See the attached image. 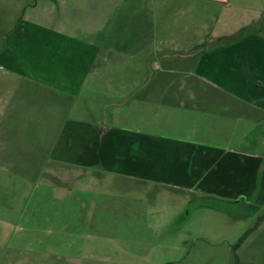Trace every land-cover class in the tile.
I'll return each mask as SVG.
<instances>
[{"label":"crops","instance_id":"1","mask_svg":"<svg viewBox=\"0 0 264 264\" xmlns=\"http://www.w3.org/2000/svg\"><path fill=\"white\" fill-rule=\"evenodd\" d=\"M229 1L44 0L42 6L36 0L23 8L21 21L8 33L16 44L13 51L22 49L23 56L9 53L4 64L32 81L30 87L52 88L57 104L70 114L61 132L45 130L52 132L48 149L26 151L34 160L19 157L16 164L42 171L40 184H52L49 170L50 179L70 185V197L78 203L72 211L68 202L58 210L54 205L66 202L67 195L40 197V204L54 210L30 211L34 221L25 220V204L18 243L2 246L0 264H139L140 259L154 264V248L146 255L134 246L140 243L144 250L151 242H139L133 230L123 237L127 228L115 224L116 217L122 218V203L148 200L132 194L140 185L160 187L174 202H187L188 194L209 199L210 206L197 208L224 219L221 231L236 225L242 231L252 220L264 205V86L243 84L239 75L243 69L258 75L264 52L254 48L261 49L258 33L233 36L264 21V0ZM187 3L216 10L211 14L216 28L188 29L181 20ZM214 41L207 52L204 45ZM30 50L35 54L28 55ZM170 50L185 69L191 64L189 69L224 75L223 80L203 93L199 83L138 80L140 69L146 75V69L167 66ZM161 52V60L151 63ZM260 74L264 77L263 70ZM218 90L237 101L219 98ZM48 162L61 167L49 168ZM121 185L127 187L125 196L116 189ZM160 197L154 195L155 201ZM222 202L232 209L219 208ZM60 215L68 220L55 232L45 219ZM43 235L55 236L46 241Z\"/></svg>","mask_w":264,"mask_h":264},{"label":"rangeland","instance_id":"2","mask_svg":"<svg viewBox=\"0 0 264 264\" xmlns=\"http://www.w3.org/2000/svg\"><path fill=\"white\" fill-rule=\"evenodd\" d=\"M30 2L34 3L36 0H0V253L3 250V245L6 247L8 243H18V235L22 233L21 228L24 226V222L19 221V215L22 213L25 204H28L25 220L30 221L32 219L34 221V218L29 216L30 211L38 209L40 212L51 213L50 210L52 212L54 210L49 208L48 203L43 202L40 204V197L53 196L55 194L57 196L67 195L65 197L66 202L54 205L58 210H61L68 202L70 204V211H72L78 203L77 198L70 197V185L67 183L64 185L57 184V182L53 181L54 177L51 176L49 170L47 177L52 184H40L39 180L42 171L29 168L30 166L25 162L16 164L19 157H24L28 162L30 161L28 159L32 158V155H27L26 151L34 152V149H36L38 154L43 147L48 149V142L50 141L48 136H51L52 132L47 134L45 130L53 132H59L60 130L61 132L64 129L63 123L70 114L61 103L57 104L55 96L58 94H55L52 88L49 86H45V88L30 87L34 85L32 81L21 78L22 76L14 73V70L10 69L7 63L4 64L3 57L5 55L8 56L9 53L15 58L20 55L23 56L22 49L13 51V47L16 44L10 42L11 39L8 33L9 31H13L17 23L21 21L23 8ZM43 2L44 0H40L42 6L45 4ZM181 3H184V1ZM231 4H233V0ZM183 12H185V17L181 20L182 22L186 21L188 23L187 28L192 31H195L194 27L196 29H200L201 27V30L204 32H210L216 28L215 25L217 24L211 18V14L215 13L216 10L210 11V9L203 5H191L187 3ZM174 14L175 11L173 10L171 12V19L176 17ZM262 21L263 19L259 23L262 32L261 30L256 32L258 33L257 36L261 38L260 41L262 43L259 44L261 49H257L256 46L254 48L264 52V21ZM247 30L248 28L243 31ZM239 34L238 32L233 37L237 40ZM167 36L172 41L170 43L171 46L172 44L175 45L173 43L175 35L172 30L167 33ZM257 41H259L258 37L254 38L252 45ZM216 43L217 41L205 44L204 49L210 52V49ZM34 54V50L28 51V55ZM160 54L154 55L151 63L154 62L156 64L157 60H161L160 57L163 56V53L161 52ZM168 55L169 63L167 66L164 65L165 67L160 69H146L148 72L146 75L144 74L145 70L140 69L138 80H149L153 83L160 81L199 83L197 85L203 87L201 93L213 89L214 86L210 84L216 85L217 81L223 80L224 75H211L205 71L201 72L196 69H189L191 64L186 66L187 69H185L182 63L177 58H174L172 50L168 51ZM259 62L264 65V58H260ZM262 70L264 71V69H260L257 75L254 70L243 69L240 72L239 79L243 84L254 82L255 86L262 87L264 86V77L261 74L259 77V73ZM197 71L201 74L202 78H199ZM217 93L219 94V98L237 101L234 95H228L229 97H227L220 90ZM191 94L197 96L198 91L193 89ZM260 97L264 99V94ZM233 107L235 108V106H232L230 109ZM242 129L239 127L236 131ZM42 141L45 142L42 144ZM33 160L34 158H32ZM2 163L8 165H4L5 168L2 169ZM53 166L61 167L57 163L52 162L49 168H53ZM109 188L107 192L114 193V191H109ZM116 189L123 192L127 187L121 185V187H117ZM161 193L160 187L152 185L144 188L140 185V189L138 191L134 190L132 194L145 195L149 197L148 200L145 202H127V204L122 203V205L117 203V205H121L122 218L113 217L116 219L115 224H119L122 228H127L124 229L123 237H129V231L133 230L135 232L133 237L139 242L144 240L151 242L148 245L149 247L144 250L143 248H146V246H142L140 243L134 246L140 254L146 253V255H148L151 248H154V264H264V222L247 238L245 244L243 243L244 245L242 244L237 252L234 250V245L240 235L246 229L254 226L258 217L264 214V205L262 207L259 206L254 211L252 220L246 223L242 231H239L240 233L235 229L238 228L237 225L232 230L221 231L220 229L223 224H226L224 219L216 217V214L214 215L209 208H197L198 204L200 206L201 204L210 206L209 199L201 201L195 194H188L187 202L181 200L179 202L176 201V203L172 199H168V197H163L169 196L168 192ZM154 195L161 196L159 202L155 201ZM122 196H125V192H123ZM192 199L194 201L189 202ZM152 200L156 203H151ZM183 203H186V205H183ZM176 204L185 208L175 209ZM218 204L217 206L219 208L224 207V210L232 209L227 202ZM128 208H132L134 211L126 212ZM157 209L161 211L172 209L174 212L163 214L162 212H156L155 210ZM189 213L193 215L190 216ZM72 218L78 221V218ZM79 219L84 218L80 217ZM115 219H111L110 221H114ZM45 220H50L48 226L51 225V227L55 228L54 231L58 232V230L64 227V223L68 219L62 218L60 215L59 218L53 217ZM47 236L43 235V238L46 241H52L55 235ZM19 241L25 242L23 239ZM148 261L151 262V260L140 259L139 264Z\"/></svg>","mask_w":264,"mask_h":264},{"label":"trees","instance_id":"3","mask_svg":"<svg viewBox=\"0 0 264 264\" xmlns=\"http://www.w3.org/2000/svg\"><path fill=\"white\" fill-rule=\"evenodd\" d=\"M248 28L247 31H243L244 29ZM244 29H242L239 33L240 37L243 35V34H250V33H254V32H257V31H260L262 30L261 27L259 26V23L257 24H254L250 27H246ZM249 31V32H248ZM243 32V33H241ZM264 222V214L260 217H258L257 219V222L255 223L254 226L246 229L241 235L240 237L237 239V242L235 243L234 245V250L237 252V250L241 247V245L247 240V238H249V236ZM238 257V255H237Z\"/></svg>","mask_w":264,"mask_h":264}]
</instances>
